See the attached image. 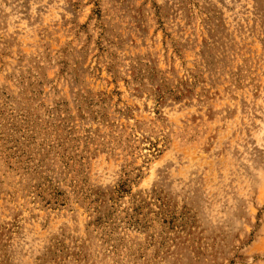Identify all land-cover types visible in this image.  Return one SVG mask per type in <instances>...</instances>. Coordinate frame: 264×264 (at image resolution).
I'll return each mask as SVG.
<instances>
[{
    "label": "rangeland",
    "instance_id": "obj_1",
    "mask_svg": "<svg viewBox=\"0 0 264 264\" xmlns=\"http://www.w3.org/2000/svg\"><path fill=\"white\" fill-rule=\"evenodd\" d=\"M0 264H264V0H0Z\"/></svg>",
    "mask_w": 264,
    "mask_h": 264
}]
</instances>
